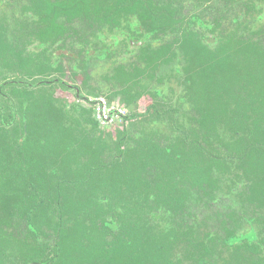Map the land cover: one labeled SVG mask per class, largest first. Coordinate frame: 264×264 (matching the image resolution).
Returning <instances> with one entry per match:
<instances>
[{"label": "trees", "instance_id": "trees-1", "mask_svg": "<svg viewBox=\"0 0 264 264\" xmlns=\"http://www.w3.org/2000/svg\"><path fill=\"white\" fill-rule=\"evenodd\" d=\"M242 1L0 0V264H264V0ZM120 34L143 42L104 96L145 108L101 127L50 74Z\"/></svg>", "mask_w": 264, "mask_h": 264}, {"label": "flooded vegetation", "instance_id": "flooded-vegetation-1", "mask_svg": "<svg viewBox=\"0 0 264 264\" xmlns=\"http://www.w3.org/2000/svg\"><path fill=\"white\" fill-rule=\"evenodd\" d=\"M163 1H168V0H163ZM171 1V3L173 4V6L174 7H177V9H179V12L176 14V16L178 17V18H180V17H182V16H187V15H190V14H192V13H201L203 16H204V18L207 20V21H210L215 15H216V11L218 10V9H222L223 10V0H170ZM243 3H242V6H241V10H243L244 9V4H246V2H247V0H243L242 1ZM188 3H190V9H188V10H186L185 8H186V5L188 4ZM240 6V5H239ZM225 10V9H224ZM235 11H239L238 10V8L237 9H235ZM234 11V12H235ZM246 11V10H245ZM224 12V14L227 16V17H229L232 13H234V12H231V10L229 9L228 10V8H227V10H225V11H223ZM240 17H241V19H243V17L245 16V12H242V13H240V15H239ZM75 22V26L79 29V30H81L82 32H86V30H95V29H97V27H98V25L97 24H95V23H92L91 24V22L90 21H88V20H82V19H80V20H76V21H74ZM121 22L123 23V24H125L124 23V21L123 20H121ZM121 23V24H122ZM91 25V26H90ZM262 25V24H261ZM108 26V25H107ZM104 30H108V28L106 27V28H103ZM113 30L115 31L116 30V27H114L113 28ZM260 30H264V24H263V26H262V29H260ZM98 31V30H97ZM110 39H112V38H110ZM66 41H65V43L64 44H62V42L60 43L61 45H62V47H64V48H68L69 47V45L68 46H65V44L68 42V38H66L65 39ZM109 40H104V43H106V45H109L110 46V49L106 52V55L107 56H110V58H99L98 56L100 55L99 53H98V50L103 46L101 43L99 44V42H98V44H96V45H94V44H91L90 43V45H88L87 47H90V48H96V50H94V49H90V50H92V55L91 56H88V57H85L84 55H85V53H84V50H81V49H78V48H76L74 51H75V55H74V57L75 58H78V60L79 61H83V63H82V65H84V66H86L83 70H85V73H87V71L86 70H89V68L92 66V64L95 62V61H99V62H101V61H106V60H108L109 59V61H107L108 63H110V64H107V66H110V65H116L115 63H112V62H116L117 60V58L118 57H116L115 55H119L120 53H125V51H131V50H133V51H135V48H134V45H136L137 43L139 44V45H141L142 44V42L143 41H141V40H137L136 41V43H132V41L130 42L128 39H126V36L125 35H123V34H120V36H119V38L117 39V38H115L114 40H113V43L112 44H107V43H109L108 42ZM63 48V49H64ZM62 51H57V52H54V56L55 57H60L59 56V54L61 53ZM56 58L57 59V61H58V59L59 58ZM111 57H114V58H111ZM116 57V58H115ZM58 62H60L61 63V66H62V71H63V74L62 73H59V72H53V73H51L50 74V77L54 74V73H58V74H61L62 76H65V75H67L66 73H70L69 72V64H68V61H64V60H60V61H58ZM107 68V67H106ZM82 70V71H83ZM85 73H83L82 74V79L84 80L85 78H86V75H85ZM72 74V73H71ZM87 76H88V78L90 77V74H88L87 73ZM9 77H10V75H9ZM71 77H72V79L73 80H75V81H83V80H80V79H77V78H74L73 77V75H71ZM52 79L54 80V81H56V80H60V81H62V82H65L66 84H67V86L69 87V89H74L76 92H78L79 90H80V87H78V86H76V85H71L68 81H64V79H61V78H53L52 77ZM88 80V79H87ZM87 80H86V82H87ZM49 81V80H48ZM47 81V82H48ZM48 83H51L50 81L48 82ZM38 84V83H37ZM105 97V96H104ZM106 98V97H105ZM83 99V98H82ZM107 99V98H106ZM84 100V103H85V101H86V103L84 104V105H90L92 108H93V113H94V117H95V119L97 120V118H96V114H95V112H94V100H92V99H90V98H84L83 99ZM112 102V101H114V100H109V99H107V102ZM129 114V113H128ZM127 114V115H128ZM126 114H124V115H122V118H121V121L124 119V117L125 116H127ZM98 121V120H97ZM99 122V121H98ZM129 122V120H125V123H128ZM115 122H110L109 123V125L108 126H102L101 124H100V122H99V124H100V126L101 127H110L112 124H114ZM222 254H227L226 252H223ZM215 260H217V258L215 259ZM219 260H221V259H219ZM218 260V261H219ZM212 261H214V259H212Z\"/></svg>", "mask_w": 264, "mask_h": 264}, {"label": "rangeland", "instance_id": "rangeland-1", "mask_svg": "<svg viewBox=\"0 0 264 264\" xmlns=\"http://www.w3.org/2000/svg\"><path fill=\"white\" fill-rule=\"evenodd\" d=\"M190 3H188L186 5V10L190 9ZM107 64H109L107 61H95L92 66L89 68V70H86L88 74H90V77L88 78L87 82H83V81H75L72 79L71 77V73H66L67 75L62 76L61 74L58 73H54L50 78H61L64 79V81H68L71 85H76L78 87H80V90L77 92L79 94V97L76 96V93L74 92V89H67L64 90V95L66 97L67 100L75 102V103H80L83 104L84 103V97L86 98H90L92 100H95L97 98H104V94H106V92L108 91L107 88H110L109 85H106V81H104L103 79V74L106 73V69L108 68ZM107 67V68H106ZM70 71V70H69ZM7 77H9V75H7ZM170 87L173 89H175L176 91H170ZM163 89V94H167L168 98L170 101H174L180 93H181V89L180 86L177 85V83L175 81H167V83L162 84V88ZM176 95V96H175ZM166 96V95H165ZM58 97H60V95H58ZM83 97V99H82ZM107 100V99H106ZM110 102V101H109ZM142 102V101H141ZM86 103V101H85ZM84 103V104H85ZM111 104H113L117 109H119L121 111V114H128L130 112H132L133 110H139L140 112L144 111V104L143 103H139V106H126L124 104H122L120 102V100H114L112 102H110ZM113 121L115 122L114 124H116V126H119L122 121L120 120V118L115 117L113 119ZM110 122H108L107 124H101L102 126H108ZM131 126V122L129 121L128 123L125 124L126 128H130ZM213 209H209L207 211V214L211 215L213 214ZM201 218H204L203 215L200 216ZM214 222V221H213ZM224 256V254H223ZM219 260V259H218ZM219 260V264H220Z\"/></svg>", "mask_w": 264, "mask_h": 264}, {"label": "built area", "instance_id": "built-area-1", "mask_svg": "<svg viewBox=\"0 0 264 264\" xmlns=\"http://www.w3.org/2000/svg\"><path fill=\"white\" fill-rule=\"evenodd\" d=\"M93 105L96 118L101 124L114 122L115 117L120 118V120L122 118L121 111L104 98L95 99Z\"/></svg>", "mask_w": 264, "mask_h": 264}]
</instances>
